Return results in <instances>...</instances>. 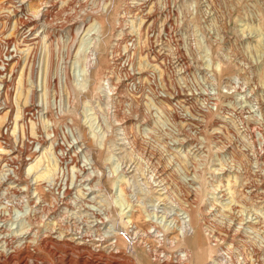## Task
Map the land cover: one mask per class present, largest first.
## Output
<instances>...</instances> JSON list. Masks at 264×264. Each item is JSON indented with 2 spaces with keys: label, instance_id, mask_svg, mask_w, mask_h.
<instances>
[{
  "label": "rangeland",
  "instance_id": "374dc122",
  "mask_svg": "<svg viewBox=\"0 0 264 264\" xmlns=\"http://www.w3.org/2000/svg\"><path fill=\"white\" fill-rule=\"evenodd\" d=\"M38 12L54 29L25 25ZM24 62L30 101L18 104L23 117L14 132ZM89 62L95 69L77 85L74 65L79 74ZM0 71V117L9 113L0 128V251L17 247L10 264L95 257L94 242L64 258L57 244L50 252L23 242L27 230L42 236L65 228L100 233L105 251L113 232L135 230L142 246L126 263L177 264L196 249L182 242V217H197L202 264L210 251L264 264V0H0ZM52 131L74 151L73 192L62 207L53 196L61 171L52 187L28 173L50 145L59 164ZM12 158L23 161L25 181H4ZM121 191L124 208L115 200ZM98 217L105 220L95 226Z\"/></svg>",
  "mask_w": 264,
  "mask_h": 264
},
{
  "label": "bare ground",
  "instance_id": "6f19581e",
  "mask_svg": "<svg viewBox=\"0 0 264 264\" xmlns=\"http://www.w3.org/2000/svg\"><path fill=\"white\" fill-rule=\"evenodd\" d=\"M48 13V12H47ZM35 17H38V19L36 20H32V21H29V22H25V25H29V23H32V22H41L43 21L44 23H42V25L44 26V28H48L47 30L49 29H54V26L53 24L51 23V21L48 19V16L45 14H41V13H35L34 15ZM46 22V23H45ZM74 24H78L77 22L75 23H71V25L73 26ZM68 27V26H67ZM43 33V32H42ZM77 35H79L77 33ZM78 37V36H77ZM88 39H85L83 38L82 43L80 44V48L79 49H84L85 51L89 48L86 47V42H87ZM90 42V41H89ZM94 46V45H93ZM44 47V46H43ZM91 48V47H90ZM78 49V48H77ZM45 50V49H44ZM43 50V51H44ZM72 50V49H71ZM23 51H27V50H22ZM50 51V50H49ZM82 51V50H81ZM80 52V50L78 51ZM71 53V52H70ZM94 53V51H93ZM91 53V54H93ZM95 54V53H94ZM97 54H95V67L98 65V60H99V57L96 56ZM89 55V58L88 60L90 61V59H92V57L94 56H91ZM46 58V57H45ZM87 61V59H86ZM26 62V60H25ZM24 62V63H25ZM66 61L65 62V65L66 64H69L70 62ZM26 63L21 65L22 67V70L20 71L19 73V78H18V87H17V90H16V93H15V101H16V109H15V112L13 114V122H14V132H17V128H19V125L20 124V121H22V109L20 106H18V104L21 102H23V106H27L29 104V101H30V90L27 92V94H24L23 93V84H24V79L23 77H25L23 74H24V70L26 69ZM47 68V67H46ZM64 71H65V78H68L67 75H69V67H65L63 68ZM95 68L93 67V65L91 64V62H89V64L87 63V66L85 68H83L82 70H80V73L77 74L76 73V64L74 65V71H73V74L72 75H75L76 77L74 78L75 79V83L77 85H81L82 83H84V79L82 80L81 77L88 73H90V76L93 72ZM1 72V71H0ZM73 77V76H72ZM90 78V77H89ZM30 81V80H29ZM87 83H85L86 85ZM84 85V84H83ZM116 90V89H115ZM26 93V92H25ZM44 101V99L42 100ZM46 101V100H45ZM43 103V102H42ZM44 105V103H43ZM47 108V107H46ZM35 110V112L37 113V108H33ZM32 109V110H33ZM32 110L30 112H32ZM35 112H32V116H35ZM29 114V113H28ZM34 114V115H33ZM31 115V114H29ZM85 116H86V123H90L89 127H92L93 126V123L95 122V120L93 119H88L89 118V115L88 113H85ZM9 117V113H4L1 117H0V128H2L3 124L7 121ZM96 119V118H95ZM53 128V127H52ZM21 130V128H20ZM55 133V132H53ZM59 133V132H58ZM56 134V133H55ZM69 138V137H68ZM70 139V138H69ZM44 140L45 139H41L40 142H38V144H40L41 146H44L45 143H44ZM69 141V140H68ZM31 144V143H30ZM55 145V150L57 151L56 149V144ZM74 143H72V147L74 148ZM29 145L28 146V150L26 151L29 152L33 149V147H31ZM53 147L50 145L48 146L47 148V152H48V156L47 158L43 161L42 159H40L39 161H37L35 164H33L28 173L30 174L31 172H34V170L38 171L37 173V181L39 183H46V184H49L50 186H47V187H52V183H54V180L55 178L57 177V174H59L57 180L55 181V184H56V187L60 184V185H64L63 188L66 189V192H63L62 194H59L58 197H56V195H53L54 198H55V201L56 199L60 198L59 201H58V206L59 207H62L65 203V199L67 197L70 196L71 194V187L68 185L69 183V180H70V173L67 177H65V168L64 166H62L59 162V164L57 163L58 161H56L54 159V154H53ZM68 150V153L67 156H70V158H72V162H74V156H72L74 154V151H72L70 148L67 149ZM1 151V150H0ZM73 152V154H72ZM80 152L81 153H84V151L82 150V148H80ZM78 153V152H75V154ZM65 155V154H64ZM45 157V156H44ZM21 158V156H20ZM18 158V159H20ZM57 158H58V155H57ZM76 158V157H75ZM59 160V159H58ZM60 161V160H59ZM18 161L17 160H14V158H12L9 162V165H15ZM113 171L117 172V170L119 169V164H113ZM61 169H60V167ZM71 166H74V165H71ZM121 166V165H120ZM72 167H70V169L68 170L69 172L72 170L71 169ZM13 169V168H12ZM73 169L75 170V166L73 167ZM83 169V167H82ZM87 169V168H85ZM85 171V170H84ZM155 176V175H154ZM154 176H151V180L154 181ZM62 178V179H60ZM77 179H78V176H77ZM22 180V179H21ZM52 185V186H51ZM27 190H30V186L27 184ZM90 189H94L93 187H91ZM118 189V188H117ZM18 191V190H17ZM19 192V191H18ZM20 193V192H19ZM122 191H121V195L118 194V196L116 197V201L118 202V205L120 207H123V206H126L125 203L126 201L124 199H122ZM24 196V195H22ZM29 196V194H28ZM15 197V196H14ZM22 198V197H21ZM24 198H27V197H23ZM20 199V198H19ZM28 199V204L30 202V199ZM18 201V200H16ZM60 201H62L60 203ZM23 203V200H19L17 202V205L19 204H22ZM66 204H68L66 202ZM18 207V206H17ZM124 208V207H123ZM52 213V212H51ZM93 214V213H92ZM94 215V214H93ZM50 215H47V219L53 217L51 215V217H49ZM200 216V215H199ZM184 219V220H183ZM104 220L105 219H101V218H97V223L95 226H99V224H103L104 223ZM180 220V219H179ZM126 224H128L129 222H125ZM180 225H179V232L184 236L183 237V243H185L186 240H188L189 244H196V249L195 251H189V252H186L185 254H183L179 261L177 262V264H186L187 262L189 263H192V264H202L203 260L206 258V252L204 251L205 248L204 246L202 245L203 242H202V229L201 228H198V224L199 222L197 221V217L196 219H194V221L192 222L191 218L187 219V217H182L181 221H180ZM2 226V225H1ZM0 226V227H1ZM55 227V226H54ZM20 228V227H19ZM8 230V229H7ZM54 230V229H53ZM121 229L119 228L117 230V232H113L112 233V236H113V239L115 240L114 243L110 244L108 247H107V250H102V242H104V240H101V236H100V233L98 232H95V234H91V233H88L86 231H79L78 229H68V228H65L63 230H60V231H57V232H48L49 234H46L43 233L42 236H40L39 233H33L32 230H27L25 232L24 235H28V237H24V243L26 240H29V243L30 241H35V243L37 242L36 246L40 247L42 250L45 249L50 251L49 248H52L55 244H57L56 246H59L58 248L60 250H62V253H63V258L68 254V250L71 248V247H77V248H83V247H87L89 244H91V242H94L95 243V248H94V251H95V257L94 254H92L91 256H89L88 258H86L88 261H86L85 263L83 264H128L124 261V258L125 257H133L134 256H137V248H141V244L142 243H139L138 241H140L138 239V233H135V230H126L127 233L125 234L124 232L121 234ZM4 232V231H3ZM38 232V231H37ZM91 232V231H90ZM24 233V232H23ZM94 233V232H93ZM3 234V233H2ZM1 234V235H2ZM111 234V233H110ZM186 234V236H185ZM4 235V234H3ZM55 235V236H54ZM152 236V235H151ZM7 238V237H6ZM39 238H41L42 240L41 241H38ZM127 238V239H126ZM103 239V238H102ZM141 239V238H140ZM51 240V241H50ZM128 240H130V243H128ZM5 241V240H4ZM7 241V240H6ZM23 242H21L23 244ZM53 242V243H52ZM120 242H123L125 245H126V250H121L119 247L120 245L118 246V243ZM73 243V245L71 244ZM98 243V244H97ZM5 244V243H4ZM8 244V243H7ZM6 244L7 248H3L1 251H0V260L1 259H4V263L3 264H10L11 263V260H12V257L11 255L13 254V252H15L17 250V247H8V245ZM121 244V243H120ZM14 245V244H13ZM92 245V244H91ZM94 245V244H93ZM4 246V245H3ZM19 247L22 248V245H20ZM2 248V247H1ZM39 248V249H40ZM11 249H14V251H11ZM37 249V248H36ZM22 250V249H21ZM59 250V251H60ZM209 250V249H208ZM44 251V250H43ZM72 250H69V253H72L71 252ZM206 251H207V248H206ZM214 251V250H213ZM220 251V250H219ZM17 252V251H16ZM31 252V251H30ZM36 252V251H35ZM156 252V251H155ZM38 254V253H37ZM225 253H220V255L217 254L214 255L213 252L210 251V254H209V257H211L210 261L208 264H238L235 260H233V258H227L226 255H224ZM31 255V254H30ZM51 255V254H50ZM59 255V254H58ZM154 255V253H153ZM60 256V255H59ZM62 256V255H61ZM70 256L72 257V255L70 254ZM152 256V255H151ZM155 256V255H154ZM53 257V256H52ZM82 258V256H80ZM11 258V259H10ZM14 258V257H13ZM94 258V259H93ZM132 258V259H133ZM72 259V258H71ZM130 259V258H129ZM236 259V258H235ZM38 259H32L31 261H22V263L20 264H39V262L37 261ZM139 260V259H138ZM136 261V260H135ZM155 261L157 262H161L160 258L158 257V255L156 254V258H155ZM41 262V261H40ZM84 262V261H83ZM13 263V262H12ZM58 263V262H56ZM75 261H70L69 264H74ZM140 263V262H139ZM45 264V263H44ZM81 264V263H80Z\"/></svg>",
  "mask_w": 264,
  "mask_h": 264
},
{
  "label": "built area",
  "instance_id": "2783aa9c",
  "mask_svg": "<svg viewBox=\"0 0 264 264\" xmlns=\"http://www.w3.org/2000/svg\"><path fill=\"white\" fill-rule=\"evenodd\" d=\"M53 132L54 131H52V133ZM52 138H54L55 144H57V149H59L58 158L60 160V164L62 166H64V168H65V177H67L69 175V173H70L68 170L70 169L71 164H73L72 158H70V156H67L66 153H68V150H67L68 148L67 149L64 148V146H63L64 144H63L62 138L60 136L56 137V134H54ZM22 164H23V161H20V162H17L14 167H11V168H13L12 171L8 175H6V177L4 178V181L7 180V182L5 181L6 183H9V182L19 183L20 181H22L21 179H23L25 181L24 178L19 176V173H20L19 171L21 169V165ZM60 179H62V178H60ZM63 186L64 185H60L59 184L57 186V188H55L56 197H58L59 194H62L63 192H66V189L63 188ZM6 190H8V188ZM13 194H14V192H13ZM59 199L60 198L56 199V203H58ZM61 202L62 201H60V203Z\"/></svg>",
  "mask_w": 264,
  "mask_h": 264
}]
</instances>
